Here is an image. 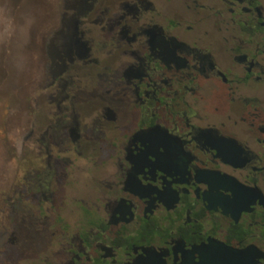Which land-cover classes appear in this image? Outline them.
<instances>
[{"label": "flooded vegetation", "instance_id": "obj_1", "mask_svg": "<svg viewBox=\"0 0 264 264\" xmlns=\"http://www.w3.org/2000/svg\"><path fill=\"white\" fill-rule=\"evenodd\" d=\"M32 4L36 97L15 123L0 249L264 264V0Z\"/></svg>", "mask_w": 264, "mask_h": 264}, {"label": "rangeland", "instance_id": "obj_2", "mask_svg": "<svg viewBox=\"0 0 264 264\" xmlns=\"http://www.w3.org/2000/svg\"><path fill=\"white\" fill-rule=\"evenodd\" d=\"M36 1L0 0V188L12 182L11 144L17 134L18 113L25 114L36 97L32 87L36 71H32L28 52L30 37L40 24L38 7L32 4ZM17 256L10 248L0 249V264H14Z\"/></svg>", "mask_w": 264, "mask_h": 264}]
</instances>
